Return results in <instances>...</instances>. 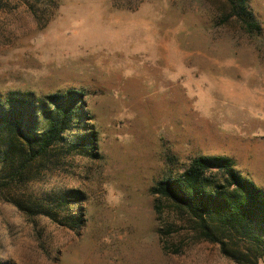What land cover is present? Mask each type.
<instances>
[{
  "label": "rangeland",
  "instance_id": "rangeland-1",
  "mask_svg": "<svg viewBox=\"0 0 264 264\" xmlns=\"http://www.w3.org/2000/svg\"><path fill=\"white\" fill-rule=\"evenodd\" d=\"M249 2L261 36L225 18L228 0H45L37 15L0 0V111L35 95L22 112L41 135L40 100L82 94L64 141L23 178L0 124V264H264V229L201 220L152 192L201 155L230 157L264 191V0ZM89 133L90 149H71ZM77 192L64 215L80 227L38 213Z\"/></svg>",
  "mask_w": 264,
  "mask_h": 264
},
{
  "label": "trees",
  "instance_id": "trees-1",
  "mask_svg": "<svg viewBox=\"0 0 264 264\" xmlns=\"http://www.w3.org/2000/svg\"><path fill=\"white\" fill-rule=\"evenodd\" d=\"M27 6L38 14L40 5L45 0H24ZM229 13L225 18L239 24L241 29L249 35L261 36L263 27L250 7L249 0H228ZM47 101L54 104L49 109L46 100L39 106H44L45 116L48 118L46 129L38 135L30 130H25L26 111L38 99L32 94L10 95L9 103L12 104L8 113L0 111L2 125L9 128L8 137H2L4 161L10 162L14 169L12 179L23 178L27 169L34 162L46 156L53 145L64 141L63 134L70 129L71 123L81 115L82 94L76 90H69L64 95L49 94ZM1 105V103H0ZM29 107V108H28ZM7 114L6 116H4ZM96 140L93 133L81 138H74L70 144L71 149H90ZM154 194H161L181 207L187 208L191 213L203 220L204 217H216L225 224L240 228L248 233H257L264 229V191L249 178L235 170L233 159L226 156L201 155L195 157L180 175L174 178L159 181L152 188ZM85 194H65L59 199H54L51 206L36 205L38 213L51 217L53 220L78 228L81 226L80 216L69 217L64 215L72 202H83ZM23 210L32 213L30 205H19ZM83 214V213H81Z\"/></svg>",
  "mask_w": 264,
  "mask_h": 264
}]
</instances>
